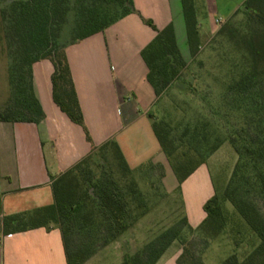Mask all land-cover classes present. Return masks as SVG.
<instances>
[{
  "label": "trees",
  "instance_id": "trees-1",
  "mask_svg": "<svg viewBox=\"0 0 264 264\" xmlns=\"http://www.w3.org/2000/svg\"><path fill=\"white\" fill-rule=\"evenodd\" d=\"M182 5L189 47L195 57L202 47L196 2L182 0ZM241 10L248 15L249 25L248 32L242 36L244 55L237 64L243 72L228 87L223 100L232 110L236 103V110L247 117L264 111V0H246ZM130 13H139L133 0H7L6 6L0 8V18L13 62L9 67L10 96L0 107V121L40 123L46 118L35 91L33 68L36 62L49 59L54 65L52 83L56 104L87 132L67 46L105 30ZM141 17L157 31L156 37L142 50V56L149 69L147 79L160 98L173 83H181L179 78L189 63L181 53L173 23L159 29L153 20ZM246 123L242 132L234 131L229 137L238 162L222 197L235 207L260 242L244 258L233 253L222 264H264V117L259 122L249 117ZM153 129L171 162L175 148H170L167 133L156 122ZM192 129L193 140L203 146L197 150L200 158L172 166L179 181L178 189L224 141L218 136L210 145V133L198 131L196 125ZM105 150L111 151V161L109 152L103 155ZM158 166L164 175L163 166ZM93 168L101 169L99 176L93 173ZM52 188L53 204L6 215L0 218V225L5 234L59 227L68 264L87 262L99 248L130 230L150 209L149 199L114 141L94 147L89 157L54 179ZM254 192L262 199V208L248 198ZM223 201L215 194L205 203L207 216L199 226L193 227L184 215L143 247L127 252L120 264H156L175 241L183 247L178 264H205L193 240L183 233L186 229L197 231L203 249H207L226 225Z\"/></svg>",
  "mask_w": 264,
  "mask_h": 264
},
{
  "label": "crops",
  "instance_id": "crops-1",
  "mask_svg": "<svg viewBox=\"0 0 264 264\" xmlns=\"http://www.w3.org/2000/svg\"><path fill=\"white\" fill-rule=\"evenodd\" d=\"M133 1L139 13H130L105 30L67 46L88 134L56 104L51 60L34 64L35 91L46 118L40 123L0 121V218L53 204V180L107 142L119 145L139 186L135 168L140 165H161L169 171V158L153 129V109L159 98L147 79L149 69L142 56L157 31L141 15L153 20L159 29L173 23L179 48L188 61L191 51L182 0ZM195 2L201 42L207 43L221 24L244 8L246 0ZM141 139L147 143L142 151L138 147ZM217 151L181 185L184 212L193 227L204 221V205L215 195L209 161ZM166 178L165 187L178 188L177 176L168 184ZM193 188L197 190L193 192ZM148 213L150 210L122 235L127 250L136 243L128 238L139 236L140 227L151 231ZM182 251L176 241L156 264H178ZM0 264H68L61 229L37 227L5 234L0 225Z\"/></svg>",
  "mask_w": 264,
  "mask_h": 264
},
{
  "label": "rangeland",
  "instance_id": "rangeland-1",
  "mask_svg": "<svg viewBox=\"0 0 264 264\" xmlns=\"http://www.w3.org/2000/svg\"><path fill=\"white\" fill-rule=\"evenodd\" d=\"M6 2L7 0H1L0 8L6 6ZM217 16L219 17L220 14ZM248 29V15L239 10L229 21L221 24L217 33L207 43L201 42L202 47L195 57L191 55L188 60L189 66L179 78L181 83H173L158 99L153 109V119L160 129L167 133L171 142L170 148H175L170 162L171 167L168 172L164 170V175L163 169L158 165L150 167L147 164L135 168L141 189L149 199L148 214L152 219V229L147 232L145 227H140L139 236L128 238L131 241L136 240L129 250L123 245L122 236L99 248V251L89 259H92V264H120L127 252L143 247L161 231L184 217L182 188L165 187L163 177L167 176L168 184L171 178L176 176L172 166L187 164V161L200 158L197 150L201 149L203 144L197 145L192 138V128L195 125L198 131L211 134L208 140L210 145L215 143L218 136L224 140L216 155L209 161L215 194L222 201L224 200L222 196L238 162V154L229 137L234 131L242 132V128L248 124L246 121L249 117L258 122L264 117V111L258 115L250 113L245 117L244 112L236 110V103L232 105L234 107L232 110L223 100L228 87L239 80L243 72L237 64L242 61L244 55L242 36L248 32ZM12 62L13 57L4 39L0 18V107L10 96L9 67ZM187 127L190 129L186 133ZM139 144L141 151L142 148L144 149L143 146L147 145L143 139ZM107 152L111 161V151L105 150L103 155ZM92 170L97 176L100 175L101 169ZM195 189L193 188V192ZM248 198L262 208V199L257 193L254 192V195ZM222 203L227 222L218 237L211 240L207 249H203L202 238L197 231L191 232L186 229L183 233L185 237L193 240L205 264H222L233 253L242 259L260 242L259 236L244 221L235 207L229 201L224 200Z\"/></svg>",
  "mask_w": 264,
  "mask_h": 264
},
{
  "label": "built area",
  "instance_id": "built-area-1",
  "mask_svg": "<svg viewBox=\"0 0 264 264\" xmlns=\"http://www.w3.org/2000/svg\"><path fill=\"white\" fill-rule=\"evenodd\" d=\"M220 22V21H219ZM221 23V22H220Z\"/></svg>",
  "mask_w": 264,
  "mask_h": 264
}]
</instances>
